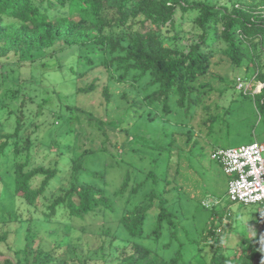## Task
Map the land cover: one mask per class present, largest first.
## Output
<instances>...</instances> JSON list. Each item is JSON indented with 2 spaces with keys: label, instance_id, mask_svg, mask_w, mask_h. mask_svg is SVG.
I'll return each instance as SVG.
<instances>
[{
  "label": "trees",
  "instance_id": "1",
  "mask_svg": "<svg viewBox=\"0 0 264 264\" xmlns=\"http://www.w3.org/2000/svg\"><path fill=\"white\" fill-rule=\"evenodd\" d=\"M65 51L76 60L78 76L92 72L90 82L77 92L101 95L103 104H91L89 110L65 108L70 131L63 138L68 141L60 145L54 139L50 146H58L71 180L55 195L50 194L53 183L64 167L61 161L38 162L34 147L40 133L59 120H34L37 99L23 91L31 82L20 77L3 87L6 75L0 74V86L7 92L0 125L4 117L13 121L12 131L0 132V172L5 168L9 175L0 174V214L9 200L16 220H24V204L30 217L24 246L0 264H264V240L254 247L248 241L245 251L229 253L228 245H219L212 219L201 235L213 252L205 253V263L197 262L202 253L190 249L194 238H180L181 205L170 196L175 188L184 190L178 180L181 170L175 168L170 176L167 155L157 159L155 168L141 170L121 151L126 142L144 140L129 132L138 117L157 111L149 117L153 121L164 117L163 111L182 108L189 115L210 114L217 101L213 96L228 88L218 86L236 91L237 77L261 83L253 95L264 119V0H0L3 65L32 66L42 59L40 67L47 69L52 66L45 61ZM46 103L43 99L38 104L42 108ZM207 119L213 122V117ZM108 147H116L121 156L109 166L122 167L117 188L110 186L105 168L89 163ZM141 147L152 148L136 143L132 149ZM15 197L23 202L16 203ZM59 213L71 221L66 228L83 232L78 240L88 234L103 243L96 246L94 240L87 254L74 249L71 239L48 245L32 223L52 222ZM98 221L101 232L90 233L87 227ZM0 222H6L1 215ZM101 233L107 239H100ZM2 238L6 240L5 233Z\"/></svg>",
  "mask_w": 264,
  "mask_h": 264
},
{
  "label": "rangeland",
  "instance_id": "2",
  "mask_svg": "<svg viewBox=\"0 0 264 264\" xmlns=\"http://www.w3.org/2000/svg\"><path fill=\"white\" fill-rule=\"evenodd\" d=\"M73 59L71 51L58 53L54 58L45 61V64L52 66L47 69L40 67L39 63L42 59H39L32 66H20L17 63L3 65L0 62V74L3 73L7 76H5L6 83L2 85L3 87L10 86L12 83L15 84L20 77L25 79L26 82H31V84L25 85L23 91L28 96L32 95L37 99L32 106L35 110L31 112L34 120L39 121L40 118L46 119L48 122H55L57 118L59 120V124H55L44 133H40L39 140L34 147V154L38 162L43 161L49 165L55 161H61L59 165L64 167L62 175L53 183L51 195L60 192L61 187L68 186L71 180L70 169L65 166V161L61 159L58 146L55 144L50 146L54 139L57 142L61 141L60 145L68 141V139L64 140L63 138V134L66 137V133L70 131L66 121L69 112L65 108L67 106H80L89 110L93 106L91 104L96 105L98 102L103 104V96L101 95L91 96L90 90L77 92L78 86L87 85L90 82L92 72H89L86 76H78V71L74 66L76 60ZM1 80L2 77L0 76ZM244 82V88H239L237 85L236 91L227 85H219L220 88H228L221 94L217 93L213 96L212 101L216 99L217 101L212 104L210 114L189 115L182 108L175 109L173 112L163 111L162 115L164 117L159 116L153 121H150L149 117L160 114L157 111L150 112L151 114L145 115V118L138 117L130 125V135H143L144 140L141 138L136 143H145L152 148H147L146 151L142 147L132 149L136 144L133 141L126 142L123 149H121L124 159L141 170L144 166L155 168L158 162L157 159L164 155H167L171 165L170 176L174 175L175 168L178 167L181 170V176L178 180L180 184L184 185V190L182 192L175 188L170 196L175 198L181 205L180 219H183V228L181 229L183 234H180V238L185 241L195 239L190 249L202 253V256L197 258V262L200 263L206 262V252H213V249H209V246L206 245L209 241L201 235L207 221L212 219L210 217L212 208L217 207L216 203L218 201L223 204L229 201L228 185L227 190L225 185V183L228 184V177L223 167L211 158L212 149L214 147L241 146L256 139L264 140V119L258 113L255 104L256 97L253 95V93L260 90L261 83L255 82L253 78H248ZM241 90L245 93H251L244 96ZM6 93L0 86V108L2 109L4 108L2 106L3 97L6 96ZM43 99H46L47 103L41 108L38 103ZM10 106L12 107V105ZM149 111L150 109L146 110V112ZM1 112L2 110H0ZM6 114L7 112H4L2 116ZM209 116L213 117V122L207 121ZM37 117L39 120L36 119ZM123 121L127 122L126 120ZM2 123L4 125H0V132L13 130L12 120L7 122L6 117H4ZM30 131V129H27L26 133ZM117 135L122 141L124 135L120 132ZM65 151L68 153L69 150L65 148ZM117 151L116 147H108L107 151L100 152L89 159L90 164H99V167H103L109 172L110 186L114 188H117L120 184L122 167L116 166L111 169L109 166L112 162H116L117 158H121ZM160 152H163V154ZM98 157L101 161L96 162ZM151 161L155 164H151ZM0 174L3 178H9L5 168ZM8 184L11 189V181ZM15 201L16 203L18 201L23 202L19 197H15ZM208 201L212 206L211 209H207L203 205L204 202ZM25 207L28 208L26 204L21 208L24 212V215H22L24 220L18 221L14 218L11 202L8 200L3 204L0 215L1 219L6 222H0V261L5 257L15 256L14 250L22 248L25 244L27 220L30 218L24 210ZM40 208H43V206ZM17 211L20 210L17 209ZM70 222L66 215L59 213L52 222H33L32 227L36 229L39 235L45 237V242L48 245L54 246L71 239L75 244L73 248L82 254L89 252L88 248L93 246L94 240L96 246L103 243V241H98L97 236L94 238V235L89 236L88 234L82 241L78 240L79 237H83V232L80 230L71 231L66 228L65 224H70ZM101 223V221H98L87 228L91 230L90 233H99L101 232L99 227ZM216 223L215 221V226H217ZM151 224L150 221L147 226L149 227ZM4 233L6 240L2 238ZM100 239H107V236L101 233ZM228 248L225 250L230 253V244H228Z\"/></svg>",
  "mask_w": 264,
  "mask_h": 264
},
{
  "label": "built area",
  "instance_id": "3",
  "mask_svg": "<svg viewBox=\"0 0 264 264\" xmlns=\"http://www.w3.org/2000/svg\"><path fill=\"white\" fill-rule=\"evenodd\" d=\"M237 85L244 88V80L238 78ZM211 158L229 175V201L259 205L264 217V140L256 139L249 144L235 147H217ZM204 205L212 207L209 201L204 202Z\"/></svg>",
  "mask_w": 264,
  "mask_h": 264
},
{
  "label": "crops",
  "instance_id": "4",
  "mask_svg": "<svg viewBox=\"0 0 264 264\" xmlns=\"http://www.w3.org/2000/svg\"><path fill=\"white\" fill-rule=\"evenodd\" d=\"M227 177L228 181L229 175ZM225 185L227 190L228 184ZM216 204L217 207L212 210V220L217 222L216 237L220 239L221 247L230 244L232 253L245 251L248 241L252 242L253 247L261 244L264 240V218L259 205H244L231 201L226 204L218 201Z\"/></svg>",
  "mask_w": 264,
  "mask_h": 264
}]
</instances>
